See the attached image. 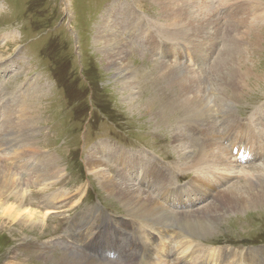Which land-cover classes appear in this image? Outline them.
Wrapping results in <instances>:
<instances>
[{"label":"rangeland","instance_id":"374dc122","mask_svg":"<svg viewBox=\"0 0 264 264\" xmlns=\"http://www.w3.org/2000/svg\"><path fill=\"white\" fill-rule=\"evenodd\" d=\"M204 1L208 0L189 2L199 7ZM217 1H213L217 9H213L210 15L215 20L213 23L216 22L220 28L219 37L214 43L216 47L210 48L200 43L198 46L204 49L196 47L194 51L190 43H195L196 38L190 43L187 38L180 41L179 38H168L169 34H173V24L164 18L158 0H0V157L3 156V159L8 154V148H1V131L10 118L12 122L9 125L21 123L25 126L21 130L28 135L26 144L32 147L33 135L36 139L35 147L55 155L65 169L62 179L50 187V191L40 193L42 190L38 191L32 186L29 190L21 191L25 206L32 203V208L45 207L48 195L56 190L71 193L70 197H63L62 200H51L53 205L59 206L69 198L70 206H67L70 208L51 213L47 218L51 222L43 230L25 222L22 225V221L16 223L0 210V264H55L60 261L56 258H61L63 254L59 242L72 246L70 236L74 233H86V237L91 233H100L99 238L102 239L111 229H115L116 224L121 223L120 220H126L130 224L126 225L128 228L133 223L142 225L140 221L131 219L132 212H127L120 202L104 193L87 170L86 154L89 150L96 154L95 147L101 143L127 151L129 156L126 160H132L131 154L142 159L135 168L142 167L135 174L136 177L139 176V180L135 176L133 178L138 185H145L155 194L160 193V184L155 180L154 170L153 174L145 176L153 164L171 177L168 176L175 183L174 186H189L188 197L185 196L183 201L185 206L189 205L199 195L200 188L192 182V178L195 174L201 176L202 173H199L200 170H183V162H180L174 148L175 133L187 138V151L198 152L199 149L207 148L202 142L204 139L207 145L213 139L221 142V131L227 138L233 136L234 139L238 133L252 141L254 151L260 150L251 160L246 158L240 162L234 158V152L228 151L227 142H221L236 165L209 168L210 173H206L204 177L208 183L211 181L214 190L208 193L209 196L202 193L201 200L196 201L197 205L193 208L205 206L212 202L216 193L233 187L242 192L245 189L254 193L258 191L262 201L256 204L243 194L249 206L238 212H227L220 221L209 225L211 234L204 231L207 235L202 239L190 240L200 244L198 251L220 249L238 256L252 254L254 250L264 247V153L261 152L264 150V134L260 132L262 127L258 123L264 116V0H237L239 4L232 7H228L232 2L228 4L220 2L222 0L216 3ZM240 5L242 10H239ZM231 9L236 10L235 14L238 13L233 14ZM197 14L196 10L194 15ZM231 14L232 17L236 16L233 21L228 20ZM105 19L111 22L108 27L110 32L115 31L116 26L117 30H121L118 32L122 33V37L130 43L132 57L127 58L124 63L135 74L133 79L140 84L129 89L116 81L119 80L116 71L107 67L102 54L99 42L105 40V37L100 39L97 33L103 27L102 21ZM234 30L236 38L232 37ZM224 34H230L232 38L226 42ZM159 47L168 48L167 55L158 54ZM221 48L224 52L223 59L232 54L230 57L235 62L240 61L247 74L251 75L247 76L248 85L245 89L237 93L231 111L233 119L231 113L226 118L219 102L217 103L220 88L216 86L215 90V86H211L207 94L211 106L206 116H192L190 121L187 120V125L184 121L180 122L182 119L177 117L186 115L180 113L182 107L186 106L181 101L178 89L166 83L161 66L178 68L196 76L198 73L203 77L209 76L210 67ZM195 57L200 58L199 60L207 58L202 71L199 68L201 63L198 67L193 65L192 58ZM176 58L178 60L174 61ZM189 58L191 59L187 61ZM136 102H148L149 108L162 119L161 122L155 115L151 116L150 112H146L143 106L139 109L132 107ZM180 102L181 105L178 104ZM171 109H174L173 112ZM240 126H246V129H239ZM247 128L260 136L244 134ZM17 135L18 139L20 135ZM248 149L249 147L244 150ZM105 161H108L107 168L113 173L121 171L122 165L118 168V164ZM118 161H123L122 156ZM15 165L13 163L9 167L18 174V178H23L26 174L25 167ZM130 170V166H127V171ZM192 190L194 191L190 195ZM186 197L191 201L186 200ZM250 201H253L252 205L249 204ZM112 226L114 227L111 228ZM143 229L148 233H155L153 230H156H150L147 226ZM174 230L173 233L179 234L177 229ZM138 238L144 240L141 235ZM55 241L59 245H53ZM72 247L83 252V255L86 254L83 246L80 248L74 243ZM191 248L181 256L180 251L175 256L182 262L184 256L189 261H196L195 256L187 258V254L193 253ZM86 256L93 257L88 254ZM259 258L260 261L255 264H264V256H257L256 260ZM229 261L239 264L231 259ZM229 261H224V264H231ZM139 262L137 257L126 264ZM215 264L222 263L218 261Z\"/></svg>","mask_w":264,"mask_h":264},{"label":"bare ground","instance_id":"6f19581e","mask_svg":"<svg viewBox=\"0 0 264 264\" xmlns=\"http://www.w3.org/2000/svg\"><path fill=\"white\" fill-rule=\"evenodd\" d=\"M189 1L158 0L161 6L160 8L162 9L161 11L164 13V18L166 17L173 24V31H171L173 32V34H169L168 38L170 40L179 38V41L187 38L188 43H190V41H193V38H196L194 40L195 43H190L191 47L193 46L194 51H196V47H199V49L201 50L202 48L204 49V47L202 46L207 47L208 45L210 48L212 46L216 47V44L214 43H216V39L219 37L220 28L217 27L216 22L213 23L215 20H213L210 16L214 11L213 9H217L214 6V0L204 1L200 4L199 7L194 6ZM218 1L216 3H218ZM220 2L228 4L232 2L231 6L229 5L228 7L239 4V1L237 0H222ZM241 6L242 5H240V7ZM193 8L195 11H198L197 15H194L195 11H192ZM240 9L242 10L243 8L241 7L239 8V10ZM230 11H232L233 14H235L236 12L235 9H231ZM224 14L226 15L227 12H225ZM233 14L228 17L229 21H233L236 18V16L232 17ZM110 24L111 22L109 20H103V27L101 28L102 30L100 29L101 31L99 30V32L97 33V36L100 39L105 37V40L99 42L102 45V54L106 59L107 67L116 71V77L119 78V80L117 79L116 81H119L121 85L129 89L136 84H140L137 83L135 79H133L135 78V74H133V72L130 71L124 63L127 58L129 59L130 57H132L130 43L126 38L122 37V33L118 32V30L120 29L117 30L116 26L114 27L115 31L112 30L110 32L108 29ZM235 31L236 30L232 31V33H235L232 37L235 36L236 38L237 33ZM232 37L230 34H224L223 36L226 42ZM142 39H144V36L142 37ZM200 43L202 44V46H198L200 45ZM224 48H226V46ZM167 50L168 48L159 47L157 53L161 56L164 54L167 55ZM223 54L224 52L222 49L215 59L213 66L210 67L211 69L209 71V76L205 75L204 77L203 75L200 76L199 73L196 76L192 73H184L182 72L184 70L181 71L178 68L161 66V71H163L162 75H164L167 80L166 83L169 86L173 85L178 89V91L180 92V96L182 97L181 101H184L183 104L184 106H186L185 108L181 106L182 109L180 110V113L182 115H186L180 117L176 116L177 118L182 119H180V122L184 121V123H186L187 125L189 124L187 123V120L190 121V118L192 116H199L200 118L204 115L206 116V113L209 112V108L211 106V102L209 103L207 99V94L208 92H210L211 86H215V90L217 89L216 86L221 90V92L219 90L220 96L217 97V103L219 102L221 111L225 114L226 118L228 117V114L233 110V105H235L234 103L236 102L237 93L245 89V87L248 85L247 76L249 75V73L247 74V72L243 68V64L240 61L235 62L234 59L230 57L232 54L230 56H227L225 59H223ZM195 58H192L193 65L198 67L201 63L202 66L199 68H201L200 70L202 71V67L206 66L207 58L204 57L203 60H199L200 58ZM190 59L191 58H189L187 61H189ZM177 60L178 59L176 58V60L174 61ZM182 68L183 67H181V69ZM210 75H213V77H211ZM240 95L241 94H239V96ZM181 103L182 102L178 104L181 105ZM142 106L144 107L146 112H150L151 116L155 115V117H157L161 122L162 119L158 114L156 116L151 108H149L148 102H144L143 104L142 102H136L132 107H137L139 109ZM11 115H13V113H11ZM233 116L234 115L232 114L231 118ZM10 122H12V120H10L9 118L8 124L5 125L4 129L1 131V136L3 138L1 148H8V154H6L5 158L3 159V156L0 157V210L3 212L4 216L14 219L16 223L22 221V225H24L23 222H25V224L35 225L37 226L36 228H40L43 230L47 226V223L51 222L50 219H47L49 218V215H51V213H57V211L59 212L60 210H62L63 212L66 207L70 206L68 205L70 203L69 198H66L63 202H61L59 206L53 205L51 203V200H53L52 202H54L55 200L61 199L63 197H70L71 193H66L61 190H56V192L53 191L54 193L48 195V201L45 204V207L39 208L37 206L36 208H32V203L30 204L31 206H25L22 195L23 193H21V191H23L24 189L29 190V187L31 186L37 188L38 191L42 190L40 191V193L47 192L48 190L50 191V187H52L62 179V175L65 169L63 168L62 164L57 161V158L54 157L55 155H51L52 153L50 154L47 151L43 152L35 147L34 143L36 139L33 135L31 141L32 147L26 144L28 135H26V133L21 130L25 128L24 125H21V123L9 125ZM258 123L262 127V130L260 132L264 134V116L260 118V120H258ZM156 124L159 125L158 123ZM245 127L246 126H240L239 129H243ZM257 128L258 130H260L259 127ZM16 129L20 130L17 131ZM231 131H233V128L231 129ZM221 132V142L225 140V142H222V144H225L227 142V145L229 147L228 151L234 152L232 153L234 155V158H237L240 162L246 158L251 160L258 152H260V150L254 151L251 140L248 141L243 136L238 135V133L235 135L234 139L233 136H229L227 138L223 131ZM243 133L251 134L252 136L256 137L260 136L259 133L255 135V133L249 128H247V130ZM17 134L20 135L18 139ZM203 141L207 148L199 149L198 152L187 151V138L179 133H175V135H173V142L176 145L174 148L176 153L178 154L180 162H183V170H200L199 173H202L201 176L195 174V176L192 178V182L200 187L198 192L199 195H196L193 201L187 198L189 194V186H174L175 183L172 181V179H170L171 177L169 175H165V171H159L155 164H153L152 168H149L147 170L145 176H150V174H153L154 172L153 175L155 177V180L160 184V193L157 194L148 190L145 185H138L133 178L138 172L140 166L136 170L135 168L140 162H142V159L136 157L134 154H131L133 155L132 160H126L127 156H129L127 155V151L125 152L124 150H118L109 147L104 143H101L97 147H95V150L97 149L96 154L95 151L93 153L89 150L86 154L85 165L87 167V170H89L95 178L97 184L99 185V188L109 197H113V199L120 202L123 208L127 210V212H132L131 216L133 215L134 218H130L132 220H135V222L136 220L140 221L142 225L133 223L131 224V228H128L126 227V225L130 224L126 220H120L121 223L116 224L115 229H111L109 233H107L102 239L99 238L100 233H91L87 237L86 233H74L73 236H70L72 239V246L74 243H77L80 248L81 246H83L85 250L84 253L97 259L93 257H87L86 254L83 255V252L68 244L59 242V245L58 242L55 241L53 242V245H59L63 251L61 258H56L60 261H57V263L55 264H126L135 260L133 259L134 256H137L138 260H140L139 264H211L212 261L213 264L217 263L218 261L224 264V261H229L230 259L239 264H255L260 261L261 258L256 260V257L264 256V247L254 250L252 254L250 253L251 256L249 253L241 254L238 256L233 252H226L225 250L220 249H199L198 251L197 247H201L200 244H195L196 242L194 243V241L190 240V238L193 240L202 239L207 235V233L211 234V232L209 233L210 230H208V228H210L209 225H211L213 222L217 223L218 221H220L224 214H226L227 212H238L242 208L249 206L248 202L243 198V194H246L247 198L252 199L256 204L262 201V196L258 193V191L254 193L248 192V189H245L242 192L241 189L238 188L237 190H235L233 189V187L232 189H228L225 192L223 191L216 193L212 199V202L206 203L205 206L200 208H193L197 205L196 201L201 200L202 193H206L208 195V193L210 194L214 190L212 189L213 187L211 181L210 183H208L206 177H204L206 173H210L208 171L209 168L222 166H226L228 168L236 165L234 164V161L230 159L226 147L222 145L221 142L213 139V141L210 142V145H207L206 140L204 139L202 140V142ZM248 147V151L244 150ZM256 147L258 148L257 145ZM30 151L32 154H30ZM261 152L264 153V150ZM128 154L130 153L128 152ZM120 156H122V162L118 161ZM104 159L118 164V168L122 165L120 167L121 171L118 173H113L112 171H110V169L107 168L108 161L106 162ZM228 159L230 160L228 161ZM246 162L247 160H245L244 163ZM11 163L12 165L13 163H16L15 167H18L19 165H23L25 167L26 174H24V176L26 180H24V176L23 178L17 177L18 174L12 171V169L9 167H12ZM127 166H130V171H127ZM16 177L18 179H16ZM138 177L136 178L139 180ZM215 184H217V182H215ZM28 190H26V192ZM193 191L194 190L190 192V195H192ZM185 196H187L186 200L191 201L187 206L183 204ZM191 198H193V196ZM66 201L67 203H65ZM253 201H250L249 204L252 205ZM69 208L70 207H68V209ZM146 226L150 230L156 229L153 230L155 233L146 232L147 230L145 231L143 229L146 228ZM113 227L114 226H112L111 228ZM174 229H177L179 231V234L173 233L175 231ZM170 230L172 233H170ZM204 231H206L207 233H205ZM137 234L138 236L141 235L144 240H139ZM156 235L158 237H155ZM85 241H87V243H85ZM189 247H192L191 251L193 253L187 254V258L195 256L197 257L196 261H189L186 259V256H184L182 257L184 258V261L182 262V260L178 259L175 254L172 256L173 259L171 260V253H177L180 251L179 253L181 256V254L187 252ZM225 255H227V257ZM51 261L53 262V260ZM229 263L234 264L232 261H229Z\"/></svg>","mask_w":264,"mask_h":264}]
</instances>
